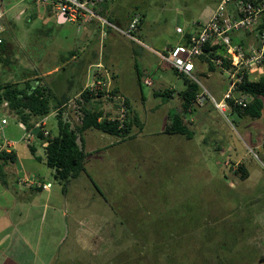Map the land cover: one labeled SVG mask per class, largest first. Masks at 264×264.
I'll return each mask as SVG.
<instances>
[{
  "label": "rangeland",
  "instance_id": "rangeland-1",
  "mask_svg": "<svg viewBox=\"0 0 264 264\" xmlns=\"http://www.w3.org/2000/svg\"><path fill=\"white\" fill-rule=\"evenodd\" d=\"M107 1L109 14L122 21L134 12L145 17L144 36L140 29L136 33L139 43L113 30L103 37L97 23H61L30 0H0L7 35L1 85L18 83L30 71L57 96L69 91L61 110L76 127L80 94L93 83L109 82L106 96L90 105L111 120L122 119L123 100L110 94L118 89L143 124L142 130L133 127L129 143L109 150L101 151L116 139L88 133L87 147L100 149L66 193L47 164L31 169L54 186L56 212L44 220L38 213L33 220L38 249L13 239L1 264H264L262 120L219 112L210 97L223 98L226 79L198 58L194 76L206 99L184 115L195 138L164 134L169 113L182 112L186 84L156 52L177 43V26H188L211 0ZM243 35L235 34L234 41ZM69 52L75 56L63 60ZM165 90L173 92L170 99L156 95ZM11 112L0 109V124L8 121L3 135L18 137ZM53 113L50 127L56 134ZM241 167L251 172L249 180L241 178ZM9 174L0 166V175Z\"/></svg>",
  "mask_w": 264,
  "mask_h": 264
},
{
  "label": "built area",
  "instance_id": "built-area-1",
  "mask_svg": "<svg viewBox=\"0 0 264 264\" xmlns=\"http://www.w3.org/2000/svg\"><path fill=\"white\" fill-rule=\"evenodd\" d=\"M29 1V0H27ZM32 4L45 7L49 17H55L61 23H72L87 25L97 23L101 26L102 35L107 36L108 31H116L124 37L139 43L136 33L142 23V16L136 12L127 27L114 24L105 16L100 9L107 0H30ZM6 18V12L0 5V45L4 43L2 37L4 28L2 21ZM177 33L186 36L182 27L177 28ZM255 32L252 42L234 41V35L238 33ZM210 49L206 51V47ZM213 48H218L216 54ZM157 56L170 65L179 75L197 83L194 76L196 69L195 60L205 56L218 68L226 79V87L223 98L217 100L211 96L210 100L216 109L223 115L230 112L232 107L246 109L252 101V97L240 91L241 85L246 81H255V75L264 65V0H221L215 9L211 19L203 25L198 33L189 36L187 42L167 48L163 52H156ZM151 85V82H147ZM110 83L98 81L93 83L89 89L91 92L108 91ZM205 95L199 94L196 104L203 105ZM7 107V103L4 104ZM78 123H81L83 114L81 106H76ZM129 112L123 102L122 119ZM48 117H44L30 130L25 124L19 122L24 131L23 141L28 145L34 138L33 131L42 133L46 138L50 137V130L46 128ZM8 124L6 118L0 124V153L5 151L12 153L17 142L7 139L3 135L5 126ZM256 157L257 155L254 154ZM43 189H49L51 184L38 185Z\"/></svg>",
  "mask_w": 264,
  "mask_h": 264
},
{
  "label": "trees",
  "instance_id": "trees-1",
  "mask_svg": "<svg viewBox=\"0 0 264 264\" xmlns=\"http://www.w3.org/2000/svg\"><path fill=\"white\" fill-rule=\"evenodd\" d=\"M108 10L109 6L105 3L100 9L101 15L107 17L110 22L120 25L122 20L109 14ZM2 37L4 43L0 45V63L4 62L3 54L6 52V32L3 33ZM188 38L189 35H186L184 43L187 42ZM209 49L210 47L207 46L206 51ZM213 50H215L216 54L219 53L218 48H213ZM74 56V52H69L67 56H62L61 58L68 61ZM200 58L205 60L212 70L216 69L210 62V59L205 56ZM6 62L8 63V61ZM171 69L176 75L185 80L186 88L180 92L182 112L177 110L174 113H169V122L165 128L164 134L168 136H182L187 140H192L195 138V132L190 128V125L186 123L184 115L194 108L200 94V86L186 76L179 75L172 67ZM137 73L139 80H141L142 74L138 70ZM33 74L35 73L29 71L26 77L22 78L18 83L0 84V109L9 108V110L12 111V115H14L19 122L25 124L28 130L32 129L34 125L44 117H48L54 111H57L56 117L59 131L57 135H53L50 131V137L46 139V164L49 168L54 170L55 180L62 184L63 192L66 193L69 185L79 178L82 173L87 171L86 162L88 154L84 150L83 145L79 143L80 137L82 140V136L86 131L91 129L97 130L121 140H126L132 138L131 132L134 126L142 130L143 124L140 122L139 116L135 113L132 114L130 109L123 119L110 120L102 111H97L96 108L90 105L91 101L106 96V93L85 90L81 94L82 102H79V105L82 106L83 118L81 123H77L76 127H73L70 122L64 119V111L61 110L69 101V91L63 93L59 97L49 87L41 84L42 80L38 75ZM69 89H71V85ZM240 91L250 95L252 101L246 109L232 107L230 112L237 113L239 117L247 115L253 119L261 118L264 109V75L257 81H246L241 85ZM117 92L118 89L110 94L111 96H115ZM156 95L170 99L173 92L165 90L162 94L156 93ZM5 103H7V107H4ZM125 104L129 106V101H125ZM39 135L44 137L42 133H39ZM16 158L17 156L14 152L7 153L3 151L0 153V160L3 164L15 163L17 160ZM240 170L241 178L243 180L247 179L249 175L247 168L241 167ZM91 181L94 183L95 188L101 192L94 180L91 179Z\"/></svg>",
  "mask_w": 264,
  "mask_h": 264
},
{
  "label": "crops",
  "instance_id": "crops-1",
  "mask_svg": "<svg viewBox=\"0 0 264 264\" xmlns=\"http://www.w3.org/2000/svg\"><path fill=\"white\" fill-rule=\"evenodd\" d=\"M220 1L221 0H211L209 3L204 5L200 14L196 16L195 20H192V22L188 26L183 27L185 35L190 36L194 33H198L203 27V25L211 19ZM131 17H129L128 19L124 18V21H122V24L124 23L125 26L127 27L131 20ZM144 19L140 27V32H139L140 36L141 35L144 36L142 34V30L144 29ZM59 22H62V21H59ZM178 27L180 26H177V28ZM179 35H180V39L178 40V42L175 44H172V43L166 44L164 46L165 48L163 51H165L169 47H173L178 44H184L186 36H183L182 34H179ZM238 38H239L238 41L243 40L244 42H252L254 40L252 34L250 33L244 34L241 37L239 36ZM195 65H196V69H195V72H196L197 71L196 62H195ZM263 75H264V65L259 69L258 73L255 75V79H256L255 81L259 80L260 77H262ZM225 87H226V83H225ZM118 95L119 93L115 94L113 98L117 100L118 102H121V100H123L122 101V105H123V102L125 100L121 96H118ZM79 98L80 99L78 101V104L79 102H82L81 94ZM95 100H97V98ZM263 102H264V99H263ZM52 115H54V113L48 116L46 128L50 130L53 135H57L59 130H57L55 134L52 131V128L50 127L51 125L50 117ZM105 115H107V113ZM76 117H78V114H76ZM260 120H262L264 124V109H263V114ZM66 121L71 123L70 119H67ZM18 130H19L18 137H14L13 135H8V134H6L5 136L7 139L14 140L17 142V146L15 150H13V152L17 156L16 162L3 164V162L0 160V166H4L11 173L9 175H0V255L1 254L4 255L5 251H8V249H10V247L13 244L12 243L13 239H16L17 241L21 239L23 241L22 243H24L26 247L29 249L33 248L35 245H37V249H38V247L41 244V241H39V238L37 237L38 226L36 227L33 225V220L34 218H37L40 215L38 213H41V217L44 220L47 218V215L49 214V212L51 213V215L53 214V212L54 213L56 212V208L54 204L55 202L53 199V191H52L54 186L52 185L49 189H43V187H39L38 186L39 184L47 185V184H52V183L47 182V179H46L47 175H37L35 174V171L32 172L31 170V169L34 170L36 165L40 166V165L46 164V147H47L46 139L47 138L45 136L41 137L37 130L33 131L32 133L34 135V138L32 140V143L28 145L27 143H25V141L22 140L24 136V131L19 126V121H18ZM91 131H94V130L91 129V130L86 131L83 134L82 140H81L84 150L88 154L86 168H87V164L91 160L90 158L93 157V155H95L97 151H99L100 149V148L97 150L89 149V147H87V142H89L88 141L89 139H87V136H88L87 134L91 133ZM104 135L110 136L107 134H104ZM110 137H113V136H110ZM113 138L116 139L112 141L114 144L112 146L105 145V147H102L101 151L104 149H107V150H109L110 148L113 149L115 148L116 145L123 146V144L126 145L128 142V139L121 140L117 137H113ZM16 164H19V167L15 168L14 166ZM247 171L249 175L247 179H245L246 181L251 178V172H249L248 169ZM44 194H46V196H44Z\"/></svg>",
  "mask_w": 264,
  "mask_h": 264
}]
</instances>
